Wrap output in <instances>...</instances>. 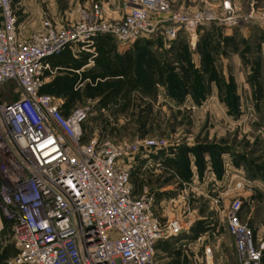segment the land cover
<instances>
[{"label": "built area", "instance_id": "built-area-1", "mask_svg": "<svg viewBox=\"0 0 264 264\" xmlns=\"http://www.w3.org/2000/svg\"><path fill=\"white\" fill-rule=\"evenodd\" d=\"M209 19L173 12L169 0H134L120 19L105 20L94 7L66 27L48 24L25 35L12 0H0V86L19 89L16 99L0 101V230L4 222L18 249L14 264H159L157 242L182 224L161 220L147 186L135 193L131 170L139 152L165 141L95 133L85 140L90 104L65 111L64 99L41 89L53 71L49 59L74 45L88 51L101 34L124 45L161 35L174 40ZM240 205L235 199L227 213L228 233L240 264H260L263 244L254 245Z\"/></svg>", "mask_w": 264, "mask_h": 264}, {"label": "rangeland", "instance_id": "rangeland-1", "mask_svg": "<svg viewBox=\"0 0 264 264\" xmlns=\"http://www.w3.org/2000/svg\"><path fill=\"white\" fill-rule=\"evenodd\" d=\"M105 1L117 9L116 14L103 11ZM169 1L173 12L212 19L198 24L191 34L181 31L178 40L164 35L152 40L155 89L165 94L155 96L150 103L153 108L144 114L96 115L102 121L98 134L117 141L164 140V147L136 155L138 163L131 170L135 193L140 194L144 186L149 191L155 185L168 186L165 193L173 201L166 208L171 218L183 226L191 224L190 228H197L216 244L212 258H198L197 264H240L226 223L235 199L241 202L237 215L250 228L254 245L264 247V238L255 239V227L264 225V0ZM133 2L12 0V5L28 35L48 24L66 27L94 7L105 20L120 19ZM104 36L97 38L114 43L111 36ZM143 39L147 38L138 41ZM18 95L13 83L0 86L1 102ZM77 103L91 107L93 102L86 99L82 103L80 98ZM92 132L87 129L84 139ZM239 180L242 186L236 187ZM254 181L260 186L254 187ZM251 212L255 214L249 218ZM252 217L253 223L248 224ZM2 226L0 252L11 241L4 222ZM197 253L187 251L191 257ZM0 264L14 263L10 258ZM260 264H264V249Z\"/></svg>", "mask_w": 264, "mask_h": 264}, {"label": "crops", "instance_id": "crops-1", "mask_svg": "<svg viewBox=\"0 0 264 264\" xmlns=\"http://www.w3.org/2000/svg\"><path fill=\"white\" fill-rule=\"evenodd\" d=\"M109 2L105 1L103 4V11L108 9L112 12L111 14H116L117 9L109 7ZM125 5L124 2L123 6L125 7ZM152 40L154 39H143L131 45H124L114 40V43L109 45L108 42H99L96 39L95 44L88 51L81 50L78 45H74L65 49L60 55L49 59L53 71L45 75L44 85L52 84L49 86L51 90L49 93L56 98L64 99L62 107L65 111H69L80 104L76 100L71 106H66L65 102L69 94L64 93L63 90L59 92L61 88L57 85L61 82H71V90L80 93L82 103L86 99H92L91 117L90 119L88 117L90 121L87 119L84 123V134H86L87 129L93 131L88 138L93 133L98 134V131L102 129V121L98 122L96 115L102 114L116 118L126 113L138 112L144 114L153 108L150 103L152 104V99L155 96L159 97L165 94L163 89H155L152 59L155 45ZM158 50H161V47H158ZM123 70L129 72L126 78L133 79L136 86L129 89L123 88L120 92L113 93L115 84H119L122 79L120 74ZM106 81H111L114 86L110 85L104 91L95 94L92 89L96 84ZM92 115L94 116L92 117ZM103 122L106 123V121ZM259 184V182L254 181L253 186H260ZM167 187L159 184L158 186L155 185L150 191L154 194L155 209L162 221L171 219L172 215L166 208L173 201L172 197L165 193ZM245 193H249V191ZM158 208H160V211ZM252 214L255 213L251 212L249 218ZM253 221L254 217L248 224L253 223ZM183 225L184 223L182 224V230L177 234L160 239L157 242L156 257L159 264H197L198 258H206V249L215 250L216 244L212 243V238L204 236V234L198 232L197 228H190L191 224ZM255 228L258 230L255 239L260 242L264 238V225ZM230 239L232 242V238ZM188 250H196L199 253L191 257L187 254Z\"/></svg>", "mask_w": 264, "mask_h": 264}, {"label": "trees", "instance_id": "trees-1", "mask_svg": "<svg viewBox=\"0 0 264 264\" xmlns=\"http://www.w3.org/2000/svg\"><path fill=\"white\" fill-rule=\"evenodd\" d=\"M103 37V36H102ZM105 37V36H104ZM99 42H107L105 40H100L97 38ZM120 74L122 76V79L120 80L119 84H111V81H106L103 83H97L96 86L92 89L95 94L104 91L106 88H108L110 85L114 86L113 93L120 92L123 88H134L136 86V82L133 79L126 78L128 76L129 72L126 70L121 71ZM54 83V82H53ZM52 84H45L43 85L41 91L49 93L51 90L49 89V86ZM59 88V92L63 90L64 93H68L69 97L67 98V101L65 102L66 106H71L77 99L80 100V93L74 92L71 90V82L65 81L61 82L59 85H57ZM18 253V249L15 247L14 243L10 241L8 245L4 247V249L0 252V262H4L10 258H13Z\"/></svg>", "mask_w": 264, "mask_h": 264}]
</instances>
